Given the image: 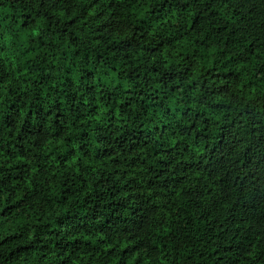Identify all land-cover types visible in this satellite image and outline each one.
I'll return each mask as SVG.
<instances>
[{
    "label": "trees",
    "instance_id": "1",
    "mask_svg": "<svg viewBox=\"0 0 264 264\" xmlns=\"http://www.w3.org/2000/svg\"><path fill=\"white\" fill-rule=\"evenodd\" d=\"M0 264H264V0H0Z\"/></svg>",
    "mask_w": 264,
    "mask_h": 264
}]
</instances>
